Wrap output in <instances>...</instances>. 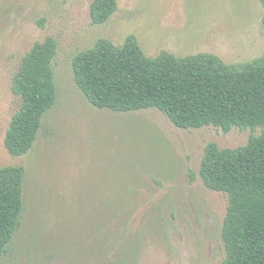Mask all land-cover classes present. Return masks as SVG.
<instances>
[{"label":"rangeland","instance_id":"obj_1","mask_svg":"<svg viewBox=\"0 0 264 264\" xmlns=\"http://www.w3.org/2000/svg\"><path fill=\"white\" fill-rule=\"evenodd\" d=\"M92 24L93 0H0V167L26 168L25 209L0 264H222L226 193L200 175L206 146L247 144L262 128L184 129L157 108L117 112L92 104L73 60L99 38L134 34L149 56L210 52L228 63L264 53L261 0H117ZM53 36L58 98L31 151L5 136L21 97L22 57Z\"/></svg>","mask_w":264,"mask_h":264},{"label":"trees","instance_id":"obj_2","mask_svg":"<svg viewBox=\"0 0 264 264\" xmlns=\"http://www.w3.org/2000/svg\"><path fill=\"white\" fill-rule=\"evenodd\" d=\"M117 9V0H93L92 24L106 23ZM58 51L53 36L37 41L13 78L12 91L22 101L5 145L15 157L31 151L44 117L57 102L53 63ZM73 70L87 99L102 109L129 112L154 107L184 129L262 128L261 134L237 148L210 142L200 175L207 187L229 197L222 264H264V53L233 64L210 52L176 56L163 51L149 56L131 34L121 45L99 38L76 54ZM26 176L23 165L0 167V256L21 223Z\"/></svg>","mask_w":264,"mask_h":264}]
</instances>
